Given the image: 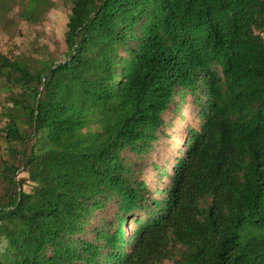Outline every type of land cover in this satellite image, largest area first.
Masks as SVG:
<instances>
[{
	"label": "trees",
	"instance_id": "1",
	"mask_svg": "<svg viewBox=\"0 0 264 264\" xmlns=\"http://www.w3.org/2000/svg\"><path fill=\"white\" fill-rule=\"evenodd\" d=\"M22 1L32 24L53 6ZM67 1L63 61L0 53V264H264V0ZM188 96L200 126L150 191L125 153Z\"/></svg>",
	"mask_w": 264,
	"mask_h": 264
},
{
	"label": "rangeland",
	"instance_id": "2",
	"mask_svg": "<svg viewBox=\"0 0 264 264\" xmlns=\"http://www.w3.org/2000/svg\"><path fill=\"white\" fill-rule=\"evenodd\" d=\"M52 8L45 15V18L39 24H32L20 18L24 2L17 0L14 6L9 10L1 25L0 33V53L21 54L29 61L51 60L59 63L64 60L67 52L65 42V33L67 23L71 14L72 4L67 0H49ZM264 38V32H257ZM8 91H5L3 84L0 83V129L5 125L3 113L8 105ZM196 107L193 104L191 96L187 97L185 106L181 111L172 110L165 115L166 126L162 130L160 140L154 145V149L148 156H136L132 153H125L130 164L142 165L145 171V178L150 187V191L164 189L170 185L169 179H161L160 172L167 171L171 174V168L175 159L182 157L185 153L184 145L181 144L187 129L200 126L199 118L196 116ZM181 141V142H180ZM180 142V144H178ZM179 146V147H178ZM7 151L4 146V137L0 130V197L5 195L6 181L2 176L5 161H7ZM159 167L158 173L154 170L155 166ZM22 171V170H21ZM19 178L27 177L20 172ZM30 190V186H25ZM161 199L163 196L156 195ZM116 213V207L111 206L102 214L98 213L91 221L89 231L99 226L102 221L109 222ZM104 219V220H103ZM140 217L138 218V220ZM137 221H129L127 233L131 235L137 227ZM1 247V246H0ZM165 264H171L166 262Z\"/></svg>",
	"mask_w": 264,
	"mask_h": 264
}]
</instances>
